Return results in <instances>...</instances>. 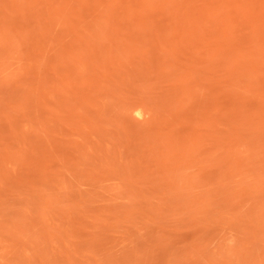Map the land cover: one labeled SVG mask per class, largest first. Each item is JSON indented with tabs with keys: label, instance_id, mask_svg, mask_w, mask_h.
I'll return each instance as SVG.
<instances>
[{
	"label": "rangeland",
	"instance_id": "1",
	"mask_svg": "<svg viewBox=\"0 0 264 264\" xmlns=\"http://www.w3.org/2000/svg\"><path fill=\"white\" fill-rule=\"evenodd\" d=\"M0 264H264V0H0Z\"/></svg>",
	"mask_w": 264,
	"mask_h": 264
}]
</instances>
